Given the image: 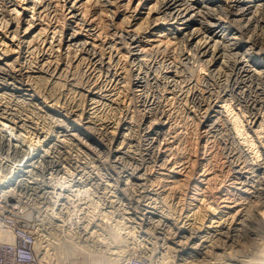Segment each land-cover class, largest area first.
I'll list each match as a JSON object with an SVG mask.
<instances>
[{
  "label": "bare ground",
  "instance_id": "1",
  "mask_svg": "<svg viewBox=\"0 0 264 264\" xmlns=\"http://www.w3.org/2000/svg\"><path fill=\"white\" fill-rule=\"evenodd\" d=\"M255 55L264 60V0H0V187L13 178L35 184L38 172L56 182L40 207L43 264L50 234L67 253L103 254L94 264H120L138 250L156 264L158 241L146 242L144 220L175 261L205 254L216 256L208 264H264V248L248 250L239 238L213 252L222 236L255 231V214L264 225V205L252 208L264 149V110L256 128L253 117L256 102L264 107V88L253 94L264 62ZM27 102L107 145L111 176L86 169L105 199L27 143L15 111Z\"/></svg>",
  "mask_w": 264,
  "mask_h": 264
},
{
  "label": "rangeland",
  "instance_id": "2",
  "mask_svg": "<svg viewBox=\"0 0 264 264\" xmlns=\"http://www.w3.org/2000/svg\"><path fill=\"white\" fill-rule=\"evenodd\" d=\"M219 13H218V16L220 15V17H223V16L225 17V15H223L221 12H219ZM257 40L260 41V39H257ZM179 51H180V49H175V52L178 53ZM259 58H260V56L255 55L254 60H256V61H258L260 63H263L264 60L263 59H259ZM157 60H158V58H157ZM193 65H194V67L196 69H197V67L200 66L197 63H195V64L193 63ZM199 68L197 70L199 73H203V74L208 73L207 71H205L206 69L203 68V70H202L201 66ZM200 71H202V72H200ZM204 72H206V73H204ZM215 78L216 77H214V79ZM163 85H165V83ZM218 85H219L218 87L216 85L217 88H219L221 86L220 83ZM260 87L264 88V75L263 74H261V75L260 74H256L255 75V80H254V83H253V89H254L253 94L255 96L258 94V89ZM146 89H147V87H146ZM150 90H151V85H150ZM156 90L157 89L154 90V88H153L151 91L152 92L154 91L153 93H156ZM136 93H134V94H136ZM259 98H261V97L259 96ZM3 101H5V99ZM137 103H139V101L136 102V105H138ZM25 104H28V102L25 103ZM140 104L141 103H139V106H140ZM23 106H18V107L16 106V109L17 108L18 109L15 110V111H17V115L19 114L18 116L21 117V118H18L17 121L21 120L20 125L23 123L21 125V127L23 128V129L21 128L22 129L21 131H23L24 136L26 135L25 136V140L26 139L28 141L30 140L29 142L27 141L28 144L29 143L31 144V142H35L37 144V147L39 146L41 148V152L42 153H45V154L49 155L50 159L56 161V163L59 164V167H61V169H63V172L67 171V169H70L72 172H74L75 173L74 174L75 177L74 176L73 177H67V180H69V182H70V180H72L71 182H76L78 180L79 183H80V181L82 183L85 181L86 183L85 182L84 183L85 184H87V183L90 184L88 186H91V188L93 189L94 188L93 179H92L93 177L103 178L102 174L104 176L106 174H107L106 176H111L112 171L110 170L109 163H108L109 162L108 161V159H109V151H108L107 145L99 144L100 143L99 141H97L98 143H96V142L93 143L94 141L92 142L91 139L90 140L88 139L89 140V142H88V140L83 139V136L75 135L78 132L76 130V124L75 123H73V122H71V121H69V120H67L65 118H62L61 116H52V114H50V112H48L41 105H39L40 107L38 105H33L31 107L30 104H28V105H24L23 104ZM259 106H260V103L256 102V105H255L256 110L254 111V115H253V117L255 116V118H256V122H255L256 124H255L254 128H256V125L261 120V118L259 117V113L258 112H260L261 110H264V107L259 109ZM19 108H20V110H19ZM30 109H32V110H30ZM18 111H19V113H18ZM25 116H27V117H25ZM255 118L253 120H251V118H250L249 122L255 121ZM12 128H13V126H12ZM25 128H26V130H25ZM2 130H3L2 134H4V135L5 134L7 135L8 131L10 133V129L3 128ZM3 132H5V133H3ZM251 133H253V132H251ZM47 134H49V135H47ZM78 134H79V132H78ZM50 136H51V138L49 139ZM255 136H256L257 143L260 146L261 144L259 142L258 136L257 135H255ZM46 137H48V138H46ZM64 137H65V139H64ZM34 138L35 139L37 138V139L35 140ZM67 138H68V140H67ZM98 138L99 137L97 136L96 139H98ZM98 140H100V138ZM38 141L41 142V144ZM18 142H17L18 144H20V145L22 144V140L18 141ZM47 142H49V143H47ZM103 143H104V140H103ZM23 144H25V143L23 142ZM261 147L262 146H260V148ZM260 150L262 152L261 155L263 156L264 155V153H263L264 149L261 148ZM261 155L259 156V158H257V165H255V166L253 165V170L256 171L255 172L256 173L255 176L257 178L255 177V181H256L258 187L261 186L262 188H264V168H261V166H263L262 162H263L264 156L262 157ZM49 166L52 167V169H53L52 172L55 171V167H53L51 165H49ZM2 168L3 167H0V175H4L6 173V172L3 173ZM86 169L92 175L91 181H90V178H89V181H88L87 177L90 174L88 173V171ZM105 172H106V174H105ZM11 174H13V173H11ZM61 175H63V177L65 176V174H63L61 172H60V175L57 172H53V176H61ZM260 176H261V178H260ZM50 177H51V174L38 172L34 176V179L32 178V179L29 180V178H27V181L28 180L29 181H33L34 180V182H37L35 184H31V185L30 184H24V183L22 184V182H19L18 180L16 181L13 178L14 180L12 179L10 183L4 184L5 186L10 184L9 186L0 187V199L1 200L4 199L6 201H11L12 203L16 204L19 209H22L23 215L26 218L30 219L33 224H36L39 227V229H40L39 231H42V229H44L43 227H45L44 224L40 222V219L42 218L41 216H42V213H43V209H44L43 207H45L47 205V203L45 204V201H48L47 199H54V197L56 196L55 192L58 191V190H56V182H54V180L51 181ZM103 179L105 180V178H103ZM260 180L261 181L263 180L262 183H261ZM260 184H262V185H260ZM28 185L30 186L29 188H28ZM26 186H27V188H25ZM258 187L256 186V194H255L256 198L253 199V200H255V202L253 203V206H252V208L253 207L255 208L254 212L256 211V213L259 212L260 208L263 207L262 205H264L262 203V201H261V199H264V198H262V197H264V192H263L264 189H262L261 187L259 189ZM93 190L96 193L95 196L99 195V197L101 199L104 198V196H103V198L101 197L104 194L102 191H99L97 188H94ZM62 193L64 194L66 192H62ZM10 199H12V200H10ZM257 206L258 207L260 206V207L258 208ZM40 207H42L43 209L40 208ZM28 214H31V216L29 217ZM255 216H257V217H255ZM254 218H255V220H254ZM254 218H253L254 222H252L253 225L251 227L252 228L254 227L253 229L256 228L255 231H250L249 229H247V231H245L246 233L243 231L242 232V234H243L242 236L244 237V239H242L243 238L242 236L236 237V238H235V236H233V237L231 236L229 238L222 236L221 239L223 241L221 240L222 241L221 242V241L218 240L219 243H216L218 245H215L216 248L214 247L215 249L213 250V252L216 253V254H218V252L219 253L222 252L223 249H222L221 246L227 247L230 244H234L233 242H235V241H233V240H236V239L239 238L238 240H240V242L242 243L241 245H244V248H246L248 246L247 249L251 250V251L254 248L255 250H257V252H259L258 254H260V251L262 250V248H264V230H262V229H264V225L262 224L263 226H261V222L258 220L259 216L257 214L254 215ZM145 221L146 220L142 221V225H140V226L144 227L143 230L146 231V234H144V235H147V237L150 238V240H151L150 241V240L146 239V242L147 243H152L153 239L155 241H158L155 244L156 254H155L154 261H155L156 264L157 263L161 264L162 262H163L162 264H171V263L172 264L173 263L174 264H184V263L185 264H187V263L189 264L192 260H194L193 259L194 257H189L188 260H185V261L184 260H179V259H177L175 261L174 260L175 258H173V256L176 255L177 253L174 252V251H172V253H170L171 252L170 251L166 255L167 248H166L165 242L163 240L164 239L163 238L164 234L159 233L160 231L158 229L155 230V227H154L153 223L151 224V223H148V221H146V222ZM257 221L260 222V223H258ZM150 224H151L152 227H150ZM247 226L249 228V225H247ZM152 228H153L154 231L152 230ZM147 232L148 233L150 232V233L148 234ZM239 233H241V232H239ZM151 235H152L153 238H151ZM170 236H172V235H169V237ZM57 237L58 236H56V234H54V235L50 234V235H48L46 237V239H45L46 242L44 243V244H47L48 248H51L50 251H49L50 253L52 252L51 254H53V255L50 256V260H51L50 263L51 264H94L93 260L98 259V258L99 259L102 258L103 254H101L99 252H94V251H89L88 253H78V252L67 253V252H65L67 250L66 249L67 246L62 245L61 242H60V241H64V240H62V238H60V236H59V238H57ZM176 239H180V238H176ZM155 241H153V243ZM257 241H258L259 244L257 243ZM224 242H226V243H224ZM163 243H164V245H163ZM169 243L170 242L166 243V245H169ZM48 244L50 245V247H49ZM157 244L160 245V246L162 244V246L160 247ZM219 244H222V245L219 246ZM122 245H125V244L123 243ZM149 245H151V244H149ZM170 245H172L174 247L176 246L173 243H170ZM163 246H165V248ZM217 246H219V247H217ZM150 247H152V245ZM236 247L237 248H235V250L238 249L240 246H236ZM251 247H252V249H251ZM177 249L179 250L180 246L177 247ZM254 249H253V251H254ZM228 250L230 251V249H228ZM134 253L141 254V252L139 250L134 252ZM164 253H165V255H164ZM178 255H183V257H186V255L184 253H179ZM208 256H210V255H208ZM208 256L205 255V254L197 255V256H195V260L193 261L194 263L191 262V264H208L207 262H209L210 260L213 263H214V261H216V260H214L215 258L211 259L212 257H216V256H214V255L210 256L211 258L210 257L208 258ZM51 257H52V259H51ZM171 258H172V260H169ZM260 260H264V251L261 252Z\"/></svg>",
  "mask_w": 264,
  "mask_h": 264
},
{
  "label": "built area",
  "instance_id": "3",
  "mask_svg": "<svg viewBox=\"0 0 264 264\" xmlns=\"http://www.w3.org/2000/svg\"><path fill=\"white\" fill-rule=\"evenodd\" d=\"M39 227L22 209L0 199V264H43L37 250ZM120 264H152L146 254L133 253Z\"/></svg>",
  "mask_w": 264,
  "mask_h": 264
}]
</instances>
